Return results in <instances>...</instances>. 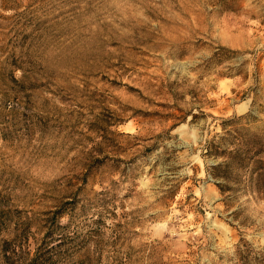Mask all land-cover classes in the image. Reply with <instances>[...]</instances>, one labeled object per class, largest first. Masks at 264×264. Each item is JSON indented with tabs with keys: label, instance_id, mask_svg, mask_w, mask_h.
Returning <instances> with one entry per match:
<instances>
[{
	"label": "rangeland",
	"instance_id": "374dc122",
	"mask_svg": "<svg viewBox=\"0 0 264 264\" xmlns=\"http://www.w3.org/2000/svg\"><path fill=\"white\" fill-rule=\"evenodd\" d=\"M249 111L264 138V0H0V264L264 248V185L202 156Z\"/></svg>",
	"mask_w": 264,
	"mask_h": 264
},
{
	"label": "trees",
	"instance_id": "16d2710c",
	"mask_svg": "<svg viewBox=\"0 0 264 264\" xmlns=\"http://www.w3.org/2000/svg\"><path fill=\"white\" fill-rule=\"evenodd\" d=\"M256 121L257 117L251 111L225 119L221 123L223 134L214 135L202 146L203 157L219 159L206 166V171L215 179L214 184L221 194L233 190L232 183L240 182V171L247 170L252 182H256L259 187L264 185V138L251 134ZM64 214L58 211L55 219H60ZM36 255L29 264H36ZM232 258L233 264H264V248L256 250L249 242L241 240Z\"/></svg>",
	"mask_w": 264,
	"mask_h": 264
}]
</instances>
